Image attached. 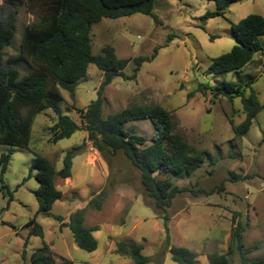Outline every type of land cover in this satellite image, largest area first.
I'll use <instances>...</instances> for the list:
<instances>
[{"label": "rangeland", "instance_id": "rangeland-1", "mask_svg": "<svg viewBox=\"0 0 264 264\" xmlns=\"http://www.w3.org/2000/svg\"><path fill=\"white\" fill-rule=\"evenodd\" d=\"M7 1L0 0V5ZM52 1L38 0L32 6L19 4L17 32L12 46L4 50V60L8 67L18 66L22 75L30 70L31 62L28 58V62L26 58L14 61L21 54L23 35L30 24L51 13L47 3ZM215 11L214 0H156L153 12L158 21L142 14L103 19L93 26L91 39L94 55H103L109 46L119 59L128 60L125 74L129 77L136 58H150L157 52L135 80L115 78L105 89L103 116L107 118L133 106L158 105L169 111L174 132L209 158L193 175H173L171 181L179 187L216 192L211 196L187 193L177 197L168 210L166 234L153 201L144 191L140 173L124 154L112 157L95 152L86 141L85 131L53 143L50 127L57 119L53 110H45L34 121L28 148L0 144V157L12 153L4 175L11 194L0 189V264H31V257L44 242L55 264H67V260L72 264H134L117 254L121 242L143 245L142 253L151 258L152 264H178L171 259L173 247H185L198 254L199 264H209L208 254L227 252L238 222L244 228L249 264L264 261V109L250 131L239 138L234 127L246 119L241 99L230 101L213 94L214 87L240 82L246 89L251 85L264 105V38L263 52L255 54L242 70L206 74L212 59L238 45L233 26L250 15L264 17V0H239L224 17L203 20L206 13ZM11 58L13 61L8 62ZM102 82V72L91 65L88 78L77 85L74 95L61 90L63 113L82 126L79 110H86L96 99ZM203 86L209 89L203 92ZM249 94L247 90L246 96ZM128 126L149 142L156 134L149 120ZM80 146L84 149L73 159L72 177L56 179L62 199L55 203L51 216L40 214L36 218L44 237L28 240L34 225L27 224L39 211L35 196L39 184L36 171L31 173L35 154L48 158L60 171L66 153ZM232 173L250 177L225 182L223 191L218 190ZM94 198L98 201L91 204ZM78 211H85L87 227L99 229L94 233L99 246L93 253L79 249L71 230L53 219L62 216L64 223H69L70 216ZM231 261L242 264L238 253L231 256Z\"/></svg>", "mask_w": 264, "mask_h": 264}, {"label": "trees", "instance_id": "trees-1", "mask_svg": "<svg viewBox=\"0 0 264 264\" xmlns=\"http://www.w3.org/2000/svg\"><path fill=\"white\" fill-rule=\"evenodd\" d=\"M38 0H8L0 5V144L28 148L32 126L36 117L51 109L56 115V122L50 127L52 142L58 143L70 139L78 131L87 133V143L101 155L116 156L123 153L131 165L140 173L141 183L146 195L153 201L157 218L161 219L165 233L169 234L170 216L168 210L174 200L184 194L192 193L211 196L216 190H192L175 186L170 177L193 175L208 158L207 153L197 152L183 136L174 132L172 115L161 106H133L107 118L103 116L104 92L115 78L135 80L142 66L152 62V57H139L134 60L132 76L125 74L129 61L117 57L114 48L106 47L103 55H94L91 32L94 25L103 19H119L135 14L152 17L156 0H53L47 3L51 13L30 24L21 41V54L14 60L27 58L30 70L22 75L18 66H6L4 50L12 46L17 32L19 4L26 2L32 6ZM216 11L208 12L203 20L224 17L226 11L239 0H214ZM238 45L224 55L212 59L207 75L230 74L242 70L253 61L255 54L263 52L261 39L264 38V17L250 15L232 28ZM157 51V50H156ZM9 59L8 62H12ZM94 65L103 74V82L86 110H79L83 125L80 126L62 111L64 102L61 90L74 95L77 85L88 78L89 67ZM243 88L240 82H228L213 88L216 98L223 97L230 101L240 98L246 119L234 127L236 137L242 138L252 127L254 119L263 111L258 93L248 84ZM202 91L209 88L202 87ZM247 90L250 91L249 96ZM149 120L156 128L154 138L149 142L135 132L130 123ZM233 124V123H232ZM264 141V139H263ZM84 146L75 147L66 153L60 171L46 157L35 154L31 173L36 171L39 189L35 196L39 211L27 224L34 225L28 240L44 237L41 225L36 221L40 214L51 216L56 202L62 199V192L56 188V179L72 177L73 159L83 151ZM12 153L0 157V189L9 192L4 175ZM209 159V158H208ZM250 176L231 174L222 182L218 190L223 191L225 182H239ZM94 198L91 204H96ZM85 211H78L70 216L69 223H64L62 216L53 219L63 227H68L74 242L82 251L93 253L99 243L94 233L98 227L85 225ZM28 240L25 247L28 245ZM117 254L129 258L134 264H152L150 257L144 256L143 245L121 242ZM169 247V238L167 241ZM241 256L242 264H249L244 250V228L238 222L232 231L227 252L216 251L207 255L209 264H232L231 256ZM171 259L178 264H199L198 254L185 247L170 248ZM26 259V252L24 254ZM31 264H55L49 254L46 243L31 257ZM67 264H72L69 260ZM264 264V261L252 262Z\"/></svg>", "mask_w": 264, "mask_h": 264}, {"label": "crops", "instance_id": "crops-1", "mask_svg": "<svg viewBox=\"0 0 264 264\" xmlns=\"http://www.w3.org/2000/svg\"><path fill=\"white\" fill-rule=\"evenodd\" d=\"M92 150V149H91ZM95 152H97V151H95Z\"/></svg>", "mask_w": 264, "mask_h": 264}]
</instances>
